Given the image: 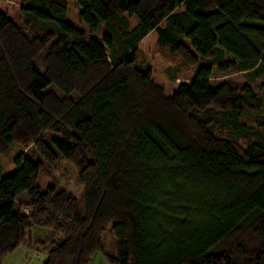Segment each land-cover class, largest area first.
<instances>
[{"label": "trees", "instance_id": "1", "mask_svg": "<svg viewBox=\"0 0 264 264\" xmlns=\"http://www.w3.org/2000/svg\"><path fill=\"white\" fill-rule=\"evenodd\" d=\"M5 1L0 259L25 246L42 264H264V0H73L75 22L70 0H12L13 15ZM139 50L170 63L171 86ZM214 69L244 80L214 84ZM61 159L82 216L76 191L37 184Z\"/></svg>", "mask_w": 264, "mask_h": 264}, {"label": "rangeland", "instance_id": "2", "mask_svg": "<svg viewBox=\"0 0 264 264\" xmlns=\"http://www.w3.org/2000/svg\"><path fill=\"white\" fill-rule=\"evenodd\" d=\"M70 7L72 10H70V19L75 22V14L74 11L75 8V1L70 0ZM5 10H7L10 14H16L19 6L17 3H15L12 0H6L4 5ZM261 56L264 58V52H262ZM138 61H144V56L142 55V52L139 50L137 54ZM226 58H229L227 55ZM145 65H147V68L151 71L152 79L159 85H162L164 87L171 86V81L169 77L167 76V69L170 66V63L167 61L158 63V64H147V62H143ZM36 69L39 72H42L44 70V65L42 63H37L35 65ZM191 79V76L188 77ZM226 79H233L236 81H243L244 76L242 72L238 71H228L226 73H218L215 69L212 72L210 81L214 84H217L221 81H224ZM264 110V107L262 108ZM257 113H251V114H243L240 117L241 122H245L247 124L253 123L255 117H257ZM55 136V134H54ZM52 137V136H50ZM15 150V149H14ZM10 158L9 155H0V166H5L9 162ZM55 182L58 186H62L63 188L67 190H72L77 192L78 197V211L79 214L82 216L84 213V191L81 188L78 178H77V170L66 160H59L55 167L50 170V172L46 175L44 173H40L37 178V184L40 186V188H45V186L50 182ZM25 194H21L19 198H23ZM102 242L104 245V250L107 253L114 254L115 253V244H114V235L112 231V227L108 226V228L104 231L102 234ZM27 251V262H31L32 264H42V262L46 258V254L41 251H37L33 248H27V247H21L20 251L18 250L14 254L5 255L1 258V263L8 264V262L15 261L16 259H22L23 252ZM98 252L97 254H99ZM101 254V253H100ZM103 254V253H102ZM11 255V256H10ZM104 255V254H103ZM9 263V264H10Z\"/></svg>", "mask_w": 264, "mask_h": 264}, {"label": "crops", "instance_id": "3", "mask_svg": "<svg viewBox=\"0 0 264 264\" xmlns=\"http://www.w3.org/2000/svg\"><path fill=\"white\" fill-rule=\"evenodd\" d=\"M21 247H25V246H20V247L16 248L13 252L9 253V254H14L18 250L20 251ZM27 248H30V247H27ZM22 252H23L22 259H16L15 261H12L11 263L8 262V264L9 263L10 264H32L30 261L27 262V260H26L27 253H25V252H27V251H25V249H24V251H22ZM9 254H7V255H9ZM0 264H3V263H1V259H0ZM89 264H108V263L106 262L105 256L102 253L101 254L100 253L99 254L96 253Z\"/></svg>", "mask_w": 264, "mask_h": 264}]
</instances>
